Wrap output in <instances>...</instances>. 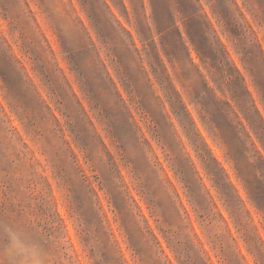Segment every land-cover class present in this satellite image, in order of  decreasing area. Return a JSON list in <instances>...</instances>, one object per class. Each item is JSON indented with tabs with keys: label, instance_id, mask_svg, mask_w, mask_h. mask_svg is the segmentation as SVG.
Here are the masks:
<instances>
[{
	"label": "rangeland",
	"instance_id": "rangeland-1",
	"mask_svg": "<svg viewBox=\"0 0 264 264\" xmlns=\"http://www.w3.org/2000/svg\"><path fill=\"white\" fill-rule=\"evenodd\" d=\"M262 149L264 0H0V264H264Z\"/></svg>",
	"mask_w": 264,
	"mask_h": 264
},
{
	"label": "clouds",
	"instance_id": "clouds-1",
	"mask_svg": "<svg viewBox=\"0 0 264 264\" xmlns=\"http://www.w3.org/2000/svg\"><path fill=\"white\" fill-rule=\"evenodd\" d=\"M85 23L88 25L89 29L91 30L92 27H93L92 21L89 18L86 17L85 18ZM153 36H154V39H155L156 43H161L162 36L159 35L158 32L153 34ZM95 38L96 37L94 36L93 39H95ZM183 39H184V42L187 44V47L193 49V51L195 52L196 49H195L194 45L192 44V42L190 41V38H189L187 33H186V35H183ZM104 44H105V58H107L108 55L115 56L113 51H112V49H108L107 48V43L104 42ZM95 46H96V44H95ZM96 49H97V46H96ZM97 54H98V59H100L101 62L104 63V60L101 59L99 51H97ZM241 55L243 56L242 53H241ZM234 56H235V53H234ZM76 78L79 79V76L76 75ZM51 91H54V90H51ZM12 120H13L14 126L17 129L20 130V135L22 136V138L27 142L28 145H32L35 148V158H36V160L37 161L46 162L43 167L39 168V171L42 174H45V175H48V176H52L53 173L51 171H49V169L50 168H54L56 166L55 157L50 153L49 149L43 143H41L39 145V147H35V145L37 143V136L32 131H30L31 127L29 126L28 121H27V119L25 117L21 116L18 119L17 116H13ZM66 131H67V129H66ZM70 138H71V134H70ZM220 141H221L222 147H218L215 150V156L216 157L217 156H221L222 157L224 154L228 153V145L225 143V141L222 138H220ZM261 151H264V149H262ZM211 152H213V150H211ZM78 155H80L83 158L85 154L83 153V151H80V152H78ZM188 157L190 159H192L191 152L188 153ZM83 162L84 161L82 159L81 163H83ZM167 170H168V175H171V176H173L175 178V183L177 184V186L181 187L183 198H184V202H185V206H189L190 212L195 213V208L191 207V205H190V199H189L190 198V193H189V190L187 189L186 184L184 183L183 178H182L181 174L179 173L174 160L168 162ZM87 171H88L89 175H93L94 174V171L91 168V166H89ZM196 171H197V174L201 177V179H204L205 175L210 176L209 173L206 171V168H205V166L203 164H202L201 168H197ZM229 177H230L232 183L235 185V187H239V185H237L235 183L234 174L229 176ZM208 183H209V181H205V183H204V187L205 188L208 187ZM216 189H217V191L214 194V199H215V201L217 203H219L221 197H225V196H224V194L221 192V190L218 187H216ZM52 195L54 196V198L56 200H60V187L58 186L57 180H54V182H53ZM105 199H107V195L105 196ZM224 202H225V204L227 203V201H224ZM145 207L146 208H150L151 206H150V204L148 202H145ZM151 211H152L153 217L155 219L159 220L158 212L154 208H152ZM59 212H60L61 216L64 218V220L66 221L67 232L69 234L70 239L75 244L76 251L78 253L82 254V245H81V242L77 239V230H76L77 229V225H75L71 220L68 219V212L66 211V209L64 207V203H63L62 200L59 203ZM193 219H195V216H193ZM153 227H155V225H153ZM198 231H200L201 239H206L205 236H204L203 230L202 229H198ZM118 235H119V237L121 239V243L123 244L124 243L123 235L122 234H118ZM157 235L161 236V242L164 243L166 237H164L160 232H158ZM206 246L210 247V245L207 244V241H206ZM125 251L127 252L126 248H125ZM165 251H167L169 256H172V251L168 248L166 243H165ZM216 264H222V261L219 258H217Z\"/></svg>",
	"mask_w": 264,
	"mask_h": 264
},
{
	"label": "trees",
	"instance_id": "trees-1",
	"mask_svg": "<svg viewBox=\"0 0 264 264\" xmlns=\"http://www.w3.org/2000/svg\"><path fill=\"white\" fill-rule=\"evenodd\" d=\"M257 205V207L259 208V210L262 212V211H264L262 208H260L259 206H258V204H256Z\"/></svg>",
	"mask_w": 264,
	"mask_h": 264
}]
</instances>
